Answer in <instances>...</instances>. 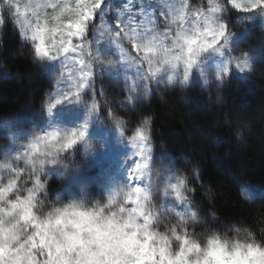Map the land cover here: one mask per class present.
<instances>
[{
    "label": "rangeland",
    "instance_id": "374dc122",
    "mask_svg": "<svg viewBox=\"0 0 264 264\" xmlns=\"http://www.w3.org/2000/svg\"><path fill=\"white\" fill-rule=\"evenodd\" d=\"M246 2L237 0L241 5ZM108 3L109 10L103 23L97 16L90 22L92 27L86 30L85 38L71 37L72 44H82L83 48L57 55V59H38L34 42L23 38L21 33L30 37L37 25L44 26L46 21L49 27L54 25L55 21L51 18L59 8L54 10L52 5L67 4L75 8L76 0H0V37L4 21L9 22L19 40L33 51L34 62L43 67L52 85L40 108H24L18 115L0 118V195L3 196L0 207L11 210L13 204L27 201L33 195L29 189H34L37 179L44 182L49 177L45 189L48 193L46 210L77 200L84 205L77 211L87 213L71 223V231L65 237L62 248L79 250L87 257V264H98L101 257L105 264H109V253L116 247L135 249L141 242L135 239V233L126 232L125 227L117 223L121 220L119 215L113 219L115 210L105 212L95 207L98 202L106 204L109 199H117L123 200L124 206L143 212L138 223L147 222L149 231L166 237L170 245L168 255L175 259L184 248L185 239L199 245L203 234L209 232L206 230L207 216L187 200L176 199L175 194L181 189L186 176L174 159L166 156L161 163H153L150 122L146 148L142 150L140 142L134 139L144 121H137L135 113L153 98L163 100L175 92L185 91L194 82L199 83L211 98L218 100L231 77L246 80L263 75L264 16L259 10L238 9L232 0H225V3L220 0H108ZM126 4H130L133 12L144 7L145 14L137 18L138 32L149 40L155 38L156 61L162 60L166 54L171 56L181 52L176 43L178 32L197 36L218 23L225 24L230 32L225 49L228 55L221 57L212 50L206 51L202 54L199 67L189 74L187 82L183 81L182 63L175 68L165 66L166 70L152 78L149 65L144 60L145 53H138L127 39L120 40L119 48L111 45L97 56L95 41H110L115 37V32L107 33L109 29H116L117 10L126 13ZM231 12L241 16L229 27L228 15ZM71 19L75 17H61L63 25ZM102 33H105L103 37ZM63 36L67 37L66 31ZM52 39L59 46L61 35L57 34ZM180 43L184 41L181 39ZM243 54L248 56L250 66L245 72L241 73L233 61L228 65V74L222 80L216 79L215 72L221 59L227 63L230 57L243 58ZM108 61L113 63L108 64ZM155 67H160V64L154 63ZM57 100L59 104H56ZM51 105L55 106L49 112ZM238 130L242 138L237 140L243 146L249 139L247 125L240 124L235 133ZM80 132L84 135L71 148L63 149L52 157L41 154L48 146L46 142L41 144L38 138L56 133L63 143L73 133L78 135ZM33 145L40 147L41 151H35ZM77 151L81 153L84 170L75 165ZM41 167L43 172L39 171ZM13 180H16V187L9 193V182ZM53 183L59 189L51 193L47 189ZM180 194L183 195V192ZM37 195L44 198L43 192L38 191ZM260 196H264V188L251 183L242 184L244 200L253 201ZM149 200L156 209L155 215H152ZM190 210L197 212L201 222L189 225L187 236L182 231L173 236L171 229L178 219L176 213L186 214ZM36 215L39 219L43 218L40 213ZM123 219L126 222L128 216ZM30 226L28 231H31ZM85 233L88 234L87 240L84 239ZM224 233L231 236L233 229ZM59 251L60 264H72V260L62 250ZM143 251H148V245H144ZM4 254V248L0 247V256ZM72 255L75 256L76 252ZM156 258L163 261L165 256L156 252ZM146 260L140 259L138 264H145ZM217 264H224L222 257L217 258Z\"/></svg>",
    "mask_w": 264,
    "mask_h": 264
},
{
    "label": "trees",
    "instance_id": "16d2710c",
    "mask_svg": "<svg viewBox=\"0 0 264 264\" xmlns=\"http://www.w3.org/2000/svg\"><path fill=\"white\" fill-rule=\"evenodd\" d=\"M240 16L231 12L229 27ZM51 90L43 67L33 60V51L4 21L0 118L18 115L24 108H40ZM221 91V98L214 100L194 82L163 100L153 98L138 108L135 118L149 119L153 163L169 156L187 177L188 186L194 189L187 201L207 216V231L224 233L234 225L248 227L258 241H264V196L253 201L242 197L243 183L264 188V74L246 80L231 77ZM240 124L247 125L249 135L243 146L235 136ZM74 158L75 165L84 170L81 153L77 151ZM58 189L53 183L47 190L54 193Z\"/></svg>",
    "mask_w": 264,
    "mask_h": 264
},
{
    "label": "snow or ice",
    "instance_id": "6c2138e0",
    "mask_svg": "<svg viewBox=\"0 0 264 264\" xmlns=\"http://www.w3.org/2000/svg\"><path fill=\"white\" fill-rule=\"evenodd\" d=\"M232 3L236 8L243 7L245 11H255L259 10L260 14L264 16V0H247L244 5L237 3V0H232ZM52 7L55 9L59 8V11L52 16V20L55 21V24L48 26V22H45L44 26L37 25L36 28L31 32L30 37H27V34L22 32L21 35L23 38H30L34 42L35 56L38 59H57V55H63L69 53L70 51H77L84 47L82 44H72L71 37L85 38V32L88 29L90 22L97 16H99L101 22H104V17L109 10L108 0H88V3H84V0H76V7H70L67 4L58 5L54 4ZM126 13H122L117 10L115 16L116 29H109L107 34L115 32V37L110 41H104L102 39H97L95 41L97 52L96 55L99 56L102 51L111 45H115L117 48L120 47V40L127 39L132 47L139 53L143 51L145 53L144 60L147 61L149 65V72L151 77L155 78L161 71L166 70L167 68H175L178 63L183 64V81L187 82L189 80V74L196 70L200 63L202 62V54L208 50H212L215 53H219L221 57L227 56L228 53L225 50L230 36V32L227 31L226 25L223 23H218L216 26H209L205 29L204 32L200 33L197 36H188L183 33V31L177 33L176 43L181 48V52L176 55L168 56L156 61L154 58L157 55V48L152 40H149L143 33L138 32L137 18L142 17L145 14V9L141 6L138 12H133L130 4L125 6ZM72 16L75 19L69 20L67 25H63L61 21L62 16ZM124 16V18H122ZM67 32V37L63 36L64 32ZM60 34L61 41L59 46L57 42L52 39L53 36ZM122 34V35H121ZM105 33L101 34L103 37ZM211 37L208 40V37ZM183 40L184 43L181 44L180 40ZM52 41L49 44V41ZM143 41V42H141ZM224 49L222 52L221 49ZM56 55H53V53ZM151 53L152 55H149ZM235 62L236 68L239 69L241 73L245 72L248 65V56L243 54V58L240 57H230L228 62L225 63L221 59L220 64L217 65V70L215 72L216 79L222 80L229 71L228 65L232 62ZM83 64L84 61L81 60ZM103 64V61H100ZM108 64H112V61H108ZM154 63H159L160 67L153 68ZM91 67V64L88 65ZM83 86V85H81ZM60 101L57 100L56 104H59ZM55 105H51L48 108V111L51 112L52 108ZM93 109L95 105L92 106ZM149 125V119H144L143 126L138 128L134 139H137L140 142L141 149H145L149 141V135L147 131V126ZM84 135L83 132H80L78 135L73 133L72 136L67 137L63 143H61L60 138L56 133H53L49 136L38 138L41 144L46 142L47 146L41 154H46L49 157L55 156V154L63 149L71 148L77 142L79 137ZM35 151H41L40 147L33 145ZM43 163V162H41ZM145 165L147 160L144 161ZM39 179L36 181V185H39ZM16 187V180L9 182L8 192L14 191ZM32 189H29L31 192ZM31 231L22 237H17L16 240L12 241V244L6 245L7 255L0 256V264H5V260L12 258L20 259L22 264H27L29 258L35 261V264H60V255L61 251L63 254L72 260V264H87V257L83 256L77 249H67L62 248V245L59 247L57 245H52L45 247L41 241V237L38 234L39 229L31 225ZM15 245L14 247L12 245ZM94 251V250H93ZM76 252V255L73 256L72 253ZM98 264H105L104 260L99 258ZM145 264H161V261L157 260L156 252H153L152 255L147 258Z\"/></svg>",
    "mask_w": 264,
    "mask_h": 264
},
{
    "label": "clouds",
    "instance_id": "9594fccd",
    "mask_svg": "<svg viewBox=\"0 0 264 264\" xmlns=\"http://www.w3.org/2000/svg\"><path fill=\"white\" fill-rule=\"evenodd\" d=\"M148 119V118H145ZM236 138H242V133L238 130L235 133ZM40 172L44 169L41 167ZM193 171H197L194 167ZM143 175V173H142ZM47 177L44 182H39L32 190L33 195L27 201H22L11 206V210L0 207V247L4 248L5 255L6 245L12 244L17 237L24 236L29 225H34L39 229L38 234L41 237L45 247L63 244L65 237L71 231V223L76 222V218L87 215L77 211L83 208L81 201L71 200L62 207L45 208V199L47 198L46 185ZM147 178V177H146ZM43 192L44 198H39L37 192ZM183 192V195L180 192ZM194 189L187 184V178L182 181V187L176 192L177 200H188V193H193ZM0 200L3 196L0 195ZM152 209V215H155L156 209L152 205V201H148ZM105 212L114 211L113 219L116 215L121 217L117 223L125 227L126 232L135 233V239L141 243L135 249L129 250L127 246L116 247L109 253V264H138L143 258H149L153 252H160L165 256L161 264H217V258L222 257L224 264H264V241H258L255 233L248 227L233 226V234L229 236L227 233L210 231L203 234V239L199 245L197 243L184 241V248L180 255L172 259L168 252L170 251L169 240L160 235L158 232L149 231L148 223L139 224L140 216L143 212L139 209L133 210L132 207L124 206L123 200L114 201L109 199L106 204L98 202L95 205ZM36 213L42 214L39 219ZM128 216V220L124 221V216ZM19 216V219H17ZM178 219L171 229L172 235L176 236L178 231H182L185 236L189 234V225L200 223L195 210H190L186 214L176 213ZM10 225V227H6ZM264 231V229H261ZM84 239H88V234H84ZM179 239V237H177ZM199 239V237H197ZM144 245H148V251L144 252ZM156 247L153 248L152 246ZM15 246L14 244L12 245ZM207 253V254H206ZM103 259V258H102ZM5 264H22L20 259H6ZM27 264H35V261L29 258Z\"/></svg>",
    "mask_w": 264,
    "mask_h": 264
}]
</instances>
